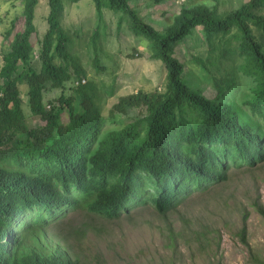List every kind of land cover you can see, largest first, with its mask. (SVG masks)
Returning <instances> with one entry per match:
<instances>
[{
    "label": "trees",
    "instance_id": "trees-1",
    "mask_svg": "<svg viewBox=\"0 0 264 264\" xmlns=\"http://www.w3.org/2000/svg\"><path fill=\"white\" fill-rule=\"evenodd\" d=\"M18 1L23 26L14 31L13 18L0 46V264H77L58 247L44 256L21 254L23 234L78 208L107 220L148 202L165 213L193 191L225 181L230 168L264 160V0H247L221 15L205 6L184 8L164 32L145 22L128 0H91L99 22L94 44L103 11L111 10L119 15L118 26L126 20L146 40L166 71L159 91L137 90L113 104L110 116L124 114L127 107L143 106L146 113L107 132L94 102L95 87L83 78L75 85L77 106L72 95L57 98L67 107L66 119L43 101L47 86L60 88L72 74H84L60 23L65 2L79 0H46L47 28L41 39L34 23L39 0ZM197 27L206 48L192 51L190 59L215 89L214 98L191 87L175 56L176 46ZM37 42L39 69L32 63ZM92 60L102 66L96 56ZM239 76L254 81L245 102L250 116L260 119L256 125L225 100L237 90ZM21 84L29 111L44 125H26ZM239 236L247 244L245 221Z\"/></svg>",
    "mask_w": 264,
    "mask_h": 264
},
{
    "label": "rangeland",
    "instance_id": "rangeland-1",
    "mask_svg": "<svg viewBox=\"0 0 264 264\" xmlns=\"http://www.w3.org/2000/svg\"><path fill=\"white\" fill-rule=\"evenodd\" d=\"M128 1L145 22L164 32L184 8L205 6L221 15L247 0ZM47 12L46 0H39L34 18L39 39L47 28ZM260 13L264 14V7ZM13 18H17L14 31L20 30L23 26L20 1L0 0V46ZM118 20V14L104 9L99 37L94 44L92 37L99 22L92 1L65 2L60 23L69 36V52L84 74L80 77L72 74L62 87L47 86L43 90L45 105L61 113L63 119L67 117V107L60 105L57 98L60 94L72 95L77 106L75 85L82 78L84 84L90 82L95 87L94 102L106 119L104 132L146 113L143 106L127 107L124 114L110 116L113 104L120 97L137 90L162 89L166 74L162 63L151 55L146 40L129 29L126 20L120 26ZM201 39L200 27H197L176 46L175 56L184 64L191 87L207 98H214L215 89L204 81L190 59L192 51L203 52L206 48ZM39 48L40 43H35L32 63L36 69L40 67L36 58ZM95 56L102 65L100 68L94 65ZM239 78L237 90L230 96L225 95V100L235 106L239 117L256 125L260 119L250 116L245 102L254 81L249 77ZM19 88L26 125H44L42 119L29 111L25 85ZM110 90H113L111 96ZM244 221L247 244L239 236ZM56 247L66 251L77 264H264V160L253 167L230 168L225 181L204 191H193L165 213H159L148 202L118 219L107 220L78 208L43 229L24 233L19 252L44 256Z\"/></svg>",
    "mask_w": 264,
    "mask_h": 264
},
{
    "label": "built area",
    "instance_id": "built-area-1",
    "mask_svg": "<svg viewBox=\"0 0 264 264\" xmlns=\"http://www.w3.org/2000/svg\"><path fill=\"white\" fill-rule=\"evenodd\" d=\"M82 82H84V80H82ZM76 84H77V82H76ZM47 108H50V105H47Z\"/></svg>",
    "mask_w": 264,
    "mask_h": 264
}]
</instances>
